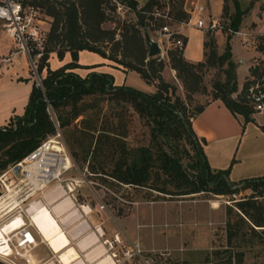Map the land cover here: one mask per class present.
Here are the masks:
<instances>
[{
    "label": "trees",
    "instance_id": "1",
    "mask_svg": "<svg viewBox=\"0 0 264 264\" xmlns=\"http://www.w3.org/2000/svg\"><path fill=\"white\" fill-rule=\"evenodd\" d=\"M113 1H120L131 9L134 20L123 21L121 26L104 28L101 23L110 17L106 8L113 10ZM159 1L161 0H145L142 4H138L136 0L28 1L43 8L51 20L43 51L36 65V72L40 75L39 83L32 81L22 113L9 116L7 122L0 125V173L59 128L65 130L69 142H80L82 160L88 158L89 163L96 156L97 165H91V169H98L96 172L105 174L116 182L167 192L163 181L161 184L156 183L160 173L169 177L173 186L178 188L179 192L176 190L174 193L207 191L227 194L249 187L252 192L233 203L235 219L225 220L226 242L227 245L234 246L238 245L232 243L235 238L264 241V174L229 180L228 166L214 169L208 165L201 146L204 140L197 137L191 128V118L209 100L216 98L222 101L233 116L242 117L241 130L245 122L252 121L255 110L249 103L248 87L256 82L264 92V59L250 63L248 73L238 88L236 64L231 57L229 39L254 0H248L244 7L239 5V0H231L233 10L228 15L225 4L222 6L221 16H227L228 22L223 27L225 39L221 52H216L210 37L203 40V60H186L176 47L166 50L168 64L186 91L185 100L173 95V86L160 77L162 58L147 54L143 31H149V12ZM171 16L177 20H185L187 13L179 5ZM257 48L263 49L260 45ZM80 49L98 53L111 60V66L123 71L135 70L147 83L156 79L155 90L145 92L129 85L113 84L112 75L107 72L90 71L83 76L73 72L72 67L82 66L76 61L77 51ZM51 51H54L58 59L68 51L70 60L50 68L47 57ZM206 67H217L218 70L211 79L208 91L210 97L189 109L187 98L191 93L205 91L201 84L200 70ZM95 92L103 93L116 102H129L149 125L152 139H159L154 143L153 149L151 145H138L131 157L119 138L121 136L115 132H111L115 137L114 143L105 144L110 134L103 128H98L91 140L82 144L73 130L78 128V124L81 128L85 127L84 118L77 120V123L73 121L85 110V106L78 107L76 102ZM48 105L51 112L47 110ZM69 125L71 127L66 128ZM185 145L192 150L191 160L186 167L181 161L182 152L187 153L189 149ZM108 146H112L113 150L115 146L116 149L110 169L103 165L105 147ZM153 173L156 174L152 177ZM237 183H241V186L236 187ZM231 212L228 210L226 214L229 216ZM233 252L241 254L239 250ZM4 263L0 261V264Z\"/></svg>",
    "mask_w": 264,
    "mask_h": 264
},
{
    "label": "rangeland",
    "instance_id": "2",
    "mask_svg": "<svg viewBox=\"0 0 264 264\" xmlns=\"http://www.w3.org/2000/svg\"><path fill=\"white\" fill-rule=\"evenodd\" d=\"M22 1L28 3L29 0ZM247 2L248 0H239L241 7H244ZM195 3L192 0H161L153 6L152 10L168 11L173 15L175 8L180 5L181 9L188 16V10L193 8ZM113 4V10L109 7L106 8L110 17L101 23L102 27L112 28L114 26H121V22L123 21L134 20L132 10L124 5V3L115 1ZM224 4L227 9L226 15H228L233 10L231 0H223ZM37 7L44 24L49 27L51 17L44 12L43 8ZM203 12L204 6L200 14L202 15ZM251 14L255 18L254 20L262 17L264 19V0H254L252 2L247 12L242 16L237 30L240 27L253 28L256 23L252 19H249ZM174 20L170 23L173 29H175L177 23L184 22L182 21L184 19ZM243 21H245V24H242ZM227 22L228 17L221 16L220 14L218 25L215 28L203 30L204 40H208L210 37L214 42L216 52H220L223 49V40L225 38L220 33L223 36L225 35L223 27ZM147 32L152 39L161 44L164 51L162 52L164 59H162L163 67L159 72L160 77L173 86V95H177L179 98L185 100L186 91L182 87L181 81L175 76V71L170 70L171 67L165 59L166 54H164L168 48H174L175 45L159 39V36L151 30L150 26ZM201 33L202 30L200 29L189 27L187 43L181 51L183 56L188 57L190 55L191 59L201 57L200 45H196V35L200 36ZM178 36L180 37L179 33ZM248 37L255 39V45L263 41V37L255 34L248 35ZM238 40L241 41L240 39ZM247 46L254 48V46L252 47L249 44ZM14 50V44L3 34L0 26V53L7 54ZM13 53L15 54L14 57H11V61L0 63V125H3L5 121L7 122V119L12 114L19 115L22 113L26 101V93L30 89L32 81L35 80L36 84L39 83V80L37 83L36 77L39 78L40 75L36 72V66L35 71H33L29 66L27 57L20 53ZM38 60L37 58L36 65ZM47 62L49 66V62L54 65L59 60L55 57L54 53L49 52ZM255 62H258V60H252L251 64ZM102 64L103 62H98L82 66V68H89L87 71L80 69V66L72 67L71 70L83 76L90 71H94L91 67ZM243 68L244 66H241L238 70V78L242 77ZM217 71V67H206L200 70L201 84L204 86L205 91L191 93L189 98H187L189 109H193L210 97L208 91L211 79L216 76ZM113 74L115 75V81L123 82L125 85L145 92L149 90L154 91L156 88V79L147 83L132 69H128L124 73L116 70ZM240 86L237 85L238 88ZM76 104L81 108L85 106V110L81 111V114L73 121L77 123V120L84 118L83 126L85 127L81 128L80 124H78V128L73 130L74 134L78 136V139L84 145L91 140V136L93 137L96 134L98 128L107 129V132L110 134L105 144L114 143L113 138L115 137L111 135L112 131L120 135L121 137H118L124 142V146L131 157L134 156L133 153L136 146L151 145V149H153L154 143L159 141L158 138L152 139L149 125L144 121L143 117L138 115L129 102H116L103 93L95 92L83 96ZM47 110L51 112L49 105L47 106ZM255 116L257 119L264 121V109L256 111ZM70 127L69 125L66 128ZM58 131L75 164L64 175L78 178L81 171L85 180H79L78 184L74 185V188L78 186V189L81 188L83 190L85 188L83 191L87 192L86 200L89 204H97V207L103 210L104 213L110 214L109 222L111 227L118 233V237L114 241V248H112L115 251L117 264H264V241H243L244 239L235 238L232 243L238 245L234 246L227 245L226 242L225 220L227 218H231V220L235 219L233 214L235 207L233 203L235 200L245 198L250 194L252 191L249 187L244 189L239 188L237 191L227 194H216L207 191L174 193L177 192L178 188L173 186L174 183L170 181L169 177H164L159 172V178L156 183L161 184V181H163V186L167 192L150 189L146 186H133L116 182L109 176L96 172L98 169H91V165H97L96 156L91 158L89 163L87 161L88 158L82 160L79 149L80 142L72 144V142L68 141L65 130L58 128ZM251 136V129H243L238 139L241 138L242 142V139L251 138ZM250 140H246V142ZM185 146L189 148L187 145ZM104 152V168L110 169L116 155L115 146L114 150L112 146L105 147ZM191 157L192 150L190 148L187 153L182 152V165L186 167ZM5 171H8L5 173L6 176H12L8 167L0 174H3ZM154 174L156 173H153L152 177ZM11 183L12 185H16L17 181L13 180ZM50 184L54 185L53 181L46 184V186ZM17 185L20 184L18 183ZM62 185L65 186V184ZM240 186L241 183L236 184V187ZM33 197V195L27 197L21 204L25 207L28 200ZM3 203H6V201ZM100 204L103 206L100 207ZM228 210L232 211L229 216L226 214ZM10 212H12V209L9 208L0 211V220L7 217ZM128 227L131 228L130 231L126 229ZM59 246L56 245L55 247ZM235 250H239L241 254H235L233 252ZM58 252L57 258L62 264H72L77 256L71 244L61 247ZM0 261L4 262L1 259Z\"/></svg>",
    "mask_w": 264,
    "mask_h": 264
},
{
    "label": "crops",
    "instance_id": "3",
    "mask_svg": "<svg viewBox=\"0 0 264 264\" xmlns=\"http://www.w3.org/2000/svg\"><path fill=\"white\" fill-rule=\"evenodd\" d=\"M136 1L138 4H142L145 0ZM192 1L196 2L195 4H202L204 6L202 17L205 20H207L208 16L218 18L221 14L223 0ZM249 19H252V21L256 23L253 28L240 27L237 31H234V34H232L229 39L231 57L236 64L235 73L238 86L242 84L245 75H247L248 66L251 61L254 59H264V40L260 43H256L258 46H262L263 49H258L257 45H253L254 48H250L247 46L248 44L242 40L244 37L254 34L259 37H264V19L262 17L260 19L258 18V20H254L255 18L252 17V14L249 16ZM242 24H245V21H243ZM189 27L194 28V26L185 25L184 23H177L175 25V29L178 30L182 40L180 51H182L183 46L187 43V32ZM195 29L202 30L200 36L196 35V45H200L201 57L198 59H191L190 55H188V57L183 56L181 52V55L190 61L203 60L204 58L203 29L196 27ZM220 34L224 37L222 33ZM4 45L6 44L4 43ZM162 52L164 51L162 50ZM16 53L19 54V52ZM50 53L54 52L51 51ZM14 54L15 53H12L11 57H14ZM69 58L70 55L68 51H65L62 58H57L59 62L54 65L49 62V66L55 67L66 62ZM161 58L164 59L162 54ZM165 59L167 60L166 55ZM77 62L82 66L103 62L102 65L91 67V69L110 73L113 76L114 84H124L123 82L115 81L113 72L119 70L121 73H124L128 69L123 71L119 67L111 66L113 64L111 60L100 56L96 52L86 49L78 50ZM82 66H80V69H85V71L89 69L82 68ZM241 66H244L242 77L238 78V70ZM170 70L173 71L171 68ZM148 92H151V90ZM255 114L256 111L252 113V121L245 122L243 127V129L252 130V140H250L251 138H247L242 139V142L241 138L238 139L242 131V117L240 115L233 116L218 98L209 100L203 108L191 118L192 130L197 137H201L204 140L201 146L208 165L214 169H222L228 166L227 178L229 180H238L243 177L264 174V121L257 119ZM246 140L250 141L246 142ZM78 187L68 191L63 186L50 184L41 190L40 196L38 199L33 200V202L38 205L46 206L60 229L66 234L69 243L73 246L77 255L73 264H102L105 255L109 259L106 264H116L117 258L115 255H110V251L115 252L112 248H114V241L117 239L118 233L111 227L109 222L110 214L104 213L103 210L97 207V204L90 205L86 200L87 192L83 191L85 188L82 190L81 188L78 189ZM80 204H87L89 209L82 210ZM95 225L100 226V232L94 229ZM126 229L130 231L131 228L128 227ZM31 230L35 239V243L30 249L32 261L37 262L45 258H52V256L58 260L56 252L52 251L37 230ZM107 242H110L112 247H108ZM105 262L106 261H104L103 264H105Z\"/></svg>",
    "mask_w": 264,
    "mask_h": 264
},
{
    "label": "built area",
    "instance_id": "4",
    "mask_svg": "<svg viewBox=\"0 0 264 264\" xmlns=\"http://www.w3.org/2000/svg\"><path fill=\"white\" fill-rule=\"evenodd\" d=\"M202 9V4H195L193 8L188 10L189 15L181 23L203 30L215 28L218 25V18L208 16L207 20H205L200 14ZM149 14L151 17L148 19V24L151 30L159 36V39L175 45L176 49L180 51L182 40L178 36V30L173 29L170 24L174 19L168 11L162 12L154 9ZM0 26L3 34L15 46V50L10 53H0V63L11 61L12 53L19 52L28 58L30 68L35 71V62L43 51L48 29L44 24L43 18L39 15L38 7L24 3L22 0H0ZM242 40L250 46L255 45L253 37H244ZM156 42L161 50L158 56L161 57L163 49L161 44L158 41ZM247 96L255 111L264 109V92L256 82H253L248 87ZM16 164L19 169L17 174H14L11 168ZM74 165V161L65 147L61 134L56 128L54 133L47 135L19 160L8 166V170L12 173L11 177L5 175L8 171L0 174V198L5 197L6 199V206L0 208V211L8 208L12 209V212L7 217L0 220V224L12 220L14 216L22 218L21 224L13 228H7V230H4L0 225L1 260L7 264H62L54 256L37 262L32 261L30 249L34 245L35 239L31 229L35 230L36 228L30 220L28 207L33 200L38 199L41 190L45 188L46 184L52 181L54 185L61 186L65 184V186H62L66 190L71 191L79 180H85L81 171L78 178L64 175ZM13 180L17 181L16 185H12L11 182ZM18 183L20 185H17ZM32 195L34 197L30 198L24 207L21 204L22 201ZM99 206L102 207L103 205L100 204ZM80 208L82 210L89 209L87 204H80ZM94 229L100 232L99 225H95ZM107 244L108 247H112L110 242H107ZM110 255L114 256L115 252L110 251Z\"/></svg>",
    "mask_w": 264,
    "mask_h": 264
},
{
    "label": "bare ground",
    "instance_id": "5",
    "mask_svg": "<svg viewBox=\"0 0 264 264\" xmlns=\"http://www.w3.org/2000/svg\"><path fill=\"white\" fill-rule=\"evenodd\" d=\"M36 183V182H35ZM37 184V183H36ZM5 197L0 198V208L6 206ZM28 214L32 224H34L37 232L42 236V238L47 242L52 251L56 252L58 255V251L61 247H65V245L70 244L68 238L65 233L60 229L55 219L52 217L46 206L38 205L37 203L32 202L28 207ZM7 222V221H6ZM0 224L4 230L7 228H13L16 225L22 223V218L20 216H14L12 220L7 223ZM56 245H60L59 247H55ZM103 256V255H102ZM108 256V255H107ZM109 259L106 255L103 257V262L108 263ZM73 264V263H72ZM98 264V263H97Z\"/></svg>",
    "mask_w": 264,
    "mask_h": 264
},
{
    "label": "water",
    "instance_id": "6",
    "mask_svg": "<svg viewBox=\"0 0 264 264\" xmlns=\"http://www.w3.org/2000/svg\"><path fill=\"white\" fill-rule=\"evenodd\" d=\"M143 38H144V42L147 46V54L149 56L158 55L160 53L159 46H158L157 42L149 36V34L146 30L143 31ZM37 78L38 77H36V79ZM11 169H12L14 174H17L19 166L16 164V165L12 166Z\"/></svg>",
    "mask_w": 264,
    "mask_h": 264
}]
</instances>
